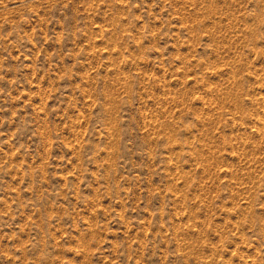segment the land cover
Returning <instances> with one entry per match:
<instances>
[{"label":"rangeland","instance_id":"1","mask_svg":"<svg viewBox=\"0 0 264 264\" xmlns=\"http://www.w3.org/2000/svg\"><path fill=\"white\" fill-rule=\"evenodd\" d=\"M0 264H264V0H0Z\"/></svg>","mask_w":264,"mask_h":264}]
</instances>
